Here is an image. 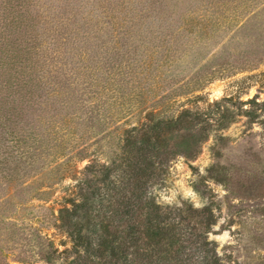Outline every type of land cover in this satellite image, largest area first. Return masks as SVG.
I'll return each instance as SVG.
<instances>
[{
    "label": "rangeland",
    "instance_id": "1",
    "mask_svg": "<svg viewBox=\"0 0 264 264\" xmlns=\"http://www.w3.org/2000/svg\"><path fill=\"white\" fill-rule=\"evenodd\" d=\"M185 109L208 137L151 195L210 206L225 264H264V0H0V264L70 248L56 224L91 165Z\"/></svg>",
    "mask_w": 264,
    "mask_h": 264
},
{
    "label": "trees",
    "instance_id": "2",
    "mask_svg": "<svg viewBox=\"0 0 264 264\" xmlns=\"http://www.w3.org/2000/svg\"><path fill=\"white\" fill-rule=\"evenodd\" d=\"M246 113L257 117L256 110ZM204 121L200 112L185 109L169 118L151 113L147 122L127 128L117 156L96 169L91 165L99 175L86 178L78 198L60 210L56 227L72 246L59 252L50 242L42 259L47 264L58 259L64 264H225L209 239L217 222L210 206H163L150 193L173 159L199 153L208 137Z\"/></svg>",
    "mask_w": 264,
    "mask_h": 264
}]
</instances>
